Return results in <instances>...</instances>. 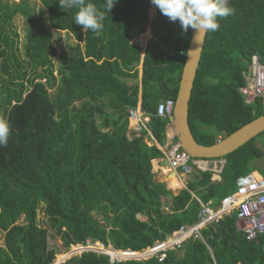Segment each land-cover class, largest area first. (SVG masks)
<instances>
[{"label":"trees","instance_id":"16d2710c","mask_svg":"<svg viewBox=\"0 0 264 264\" xmlns=\"http://www.w3.org/2000/svg\"><path fill=\"white\" fill-rule=\"evenodd\" d=\"M39 2L35 10L28 0H0V120L10 126L8 145L0 147V264H52L49 230L65 249L99 242L93 247L141 251L194 224L197 199L216 206L236 190L238 177L253 172L251 163L264 155L257 136L222 157L220 182L194 166L177 193L155 181L151 161L163 157L159 146L169 122L156 107L176 98L191 29L183 32L156 7L150 19V0H117L96 35L73 22L75 9H61L58 0ZM87 2L104 10L105 0ZM229 6L234 14L206 34L189 101V126L203 145L264 113L260 99L246 104L239 92L250 57H264V0H229ZM16 14L29 23L23 58L12 36ZM147 27L151 35L142 51L135 39ZM50 30L65 31L76 42L70 59L60 57L56 75ZM138 104L153 139L128 129L127 109ZM199 126H211L215 134ZM39 210L48 228L37 220ZM236 218L235 210L206 226L202 238L168 250L162 261L111 262L97 248L60 264H264V235L248 240Z\"/></svg>","mask_w":264,"mask_h":264},{"label":"built area","instance_id":"2783aa9c","mask_svg":"<svg viewBox=\"0 0 264 264\" xmlns=\"http://www.w3.org/2000/svg\"><path fill=\"white\" fill-rule=\"evenodd\" d=\"M244 84L239 92L246 104L254 103L257 99L262 101L264 111V61L258 55L250 57L247 67L243 72ZM175 99L165 98L157 104L156 114L162 118H168L166 126V143L161 147L162 153L170 161V169L180 175H190L193 165L201 171H210L207 163L209 159L192 158L184 151L171 131L170 124L173 122V110ZM129 125L128 129L134 136H141L143 131L150 135L148 129L149 117L142 111L140 104L134 109H127ZM153 139V137L150 135ZM220 140V139H219ZM225 161L220 162V167L211 171L214 182L221 181V171ZM257 174V173H256ZM200 204L197 221L191 225H181L172 232L165 240L157 241L152 246L141 251L125 250L120 253L135 254L142 257H130L124 260H146L156 256L162 261L168 250H178L188 239H200L201 230L206 226L217 223L224 216L237 211L236 225L248 240H255L264 235V176L254 172L242 175L236 179V190L224 196L217 206H211L210 202Z\"/></svg>","mask_w":264,"mask_h":264},{"label":"water","instance_id":"95a60500","mask_svg":"<svg viewBox=\"0 0 264 264\" xmlns=\"http://www.w3.org/2000/svg\"><path fill=\"white\" fill-rule=\"evenodd\" d=\"M206 34L207 33L195 35L193 31L191 32V37L186 51L185 61L175 98L173 122L172 124H170L171 130L173 131L181 148L186 151L192 158L196 159L222 158L264 132L263 113V115L241 126L230 135L218 140L215 144L203 145L198 143L194 138L188 121L189 101L199 62L201 59ZM262 60L264 61V57L262 58ZM162 163L170 167V161L166 156L162 158ZM172 175L178 177L177 173L171 169L168 176L164 177L163 182L166 183V179ZM234 239L235 237L233 236L232 240ZM86 251L93 250L88 249ZM96 252L100 253L98 251ZM115 252H121V250H117ZM58 254H60V252L59 249L56 248L55 256H57ZM109 257L110 261L113 262L114 259L111 256ZM116 260L120 261L121 259L117 258ZM60 263L61 262H55L53 264Z\"/></svg>","mask_w":264,"mask_h":264},{"label":"clouds","instance_id":"9594fccd","mask_svg":"<svg viewBox=\"0 0 264 264\" xmlns=\"http://www.w3.org/2000/svg\"><path fill=\"white\" fill-rule=\"evenodd\" d=\"M115 3L117 0H105L104 10L101 11L87 0H58L61 9L76 10L73 17L75 24L80 25L84 32L90 30L96 35L103 31L106 13L111 12ZM150 3L170 21H178L183 32L191 29L195 35L218 31L220 20L233 15L235 11L229 6V0H150ZM9 136L10 126L0 120V147L8 145Z\"/></svg>","mask_w":264,"mask_h":264},{"label":"rangeland","instance_id":"374dc122","mask_svg":"<svg viewBox=\"0 0 264 264\" xmlns=\"http://www.w3.org/2000/svg\"><path fill=\"white\" fill-rule=\"evenodd\" d=\"M6 1L8 2V4L12 5L13 3H15V4L16 3H19L22 0H6ZM28 3L30 5V7L35 8V10H37L39 8V5H40L39 0H28ZM154 14H155V7L152 6L150 8V10H149V18L152 19L153 16H154ZM12 23H13V26H14V32L16 33L14 35L12 34V36L16 40V45H17L19 54L23 58L24 57V46L23 45H24V41H25V33H26V28H27V26H28L29 23H28L27 19L23 15H21V14H16L14 16L13 20H12ZM50 31H51V36H52V47L50 48V50H51L50 57H51L52 64H53L52 66H53L54 75H56L57 70L59 69L60 63H61L60 62L61 61L60 57L62 55H65V58L66 59H70L71 56H72V47L75 45L76 42H75V39L73 38V36L70 35L69 33L65 32V31H55V30H50ZM150 35H151L150 28L147 27L145 29V31L139 37H137L135 39V42L142 47V51L145 48L146 43H147V40L149 39ZM137 68L139 70V73H138V82H140V78H141L140 77V74H141V61H140V63H139V65H138ZM42 82H45V80L43 79ZM49 91L52 93L53 92V89H50ZM97 120L100 123L101 120H100V118L98 116H97ZM199 129L200 130H204L205 132L212 133V135H213V133L215 134V129L213 127H211V126H201V127L199 126ZM254 142H255L256 146H258L261 149H264V147H263L264 132H263V134L261 136L258 135L255 138ZM209 163L211 164V162H209ZM163 167L166 170H169V167L168 166H163ZM251 169L253 171L258 172L260 175H263L264 176V155L260 159L254 160L251 163ZM255 175L257 176L256 173H255ZM173 178H175L174 175L169 176L166 179L167 184H168V180H171ZM176 178L180 182H183L184 184H186V182H187V180L189 178V175L188 176H186V175L185 176L184 175L181 176L180 175L179 177H176ZM180 188H181V185H180ZM178 190H180V189H176V190L173 189V191H175V192H177ZM37 220L39 221V223L42 226L48 228V224H47V222L45 220V217H44V214H43V211L42 210H39L38 211V213H37ZM18 222L19 223H23L24 222L23 217H20V219H19ZM96 243H99V242H96ZM3 244H4L3 232L0 231V247H2ZM48 244H49V247L50 248L55 247V249L56 248L59 249V247H60L61 248V249H59V252L60 253H66L70 249H72V246H70L68 249L62 248V246L60 245L61 244L60 239L57 236H55L50 230H49V240H48ZM95 244L89 245V246H94ZM86 245H88V244H86ZM77 247L78 246H76V245L74 246V248H77ZM88 248L91 249V250H93V251L96 250L97 248H98V250H96V251H99V249H102V248H105V249L108 248V249L113 250L114 252L117 251V250H114L111 246H108V247H104L103 246L102 248H99V247H94V248L88 247ZM84 251H86V250H84ZM81 253L76 254V255H72L69 258H67L64 261H62L61 263L65 262V261H67L69 259H71L72 257L80 256ZM100 253H102V252H100ZM103 254H105V253H103ZM58 255L55 256L52 264L56 262V259H57ZM106 255H108V254H106ZM138 258H140V257H138Z\"/></svg>","mask_w":264,"mask_h":264},{"label":"bare ground","instance_id":"6f19581e","mask_svg":"<svg viewBox=\"0 0 264 264\" xmlns=\"http://www.w3.org/2000/svg\"><path fill=\"white\" fill-rule=\"evenodd\" d=\"M172 131V130H171ZM164 170V174H169L170 172V168L169 170H166L165 168H163ZM180 185L182 186V183L175 177L171 180H168V187L170 189H180ZM84 247H91V248H94L93 246H89V245H82V246H78L77 248H72L70 249L68 252L66 253H62L61 255H58L57 259H56V262H62L64 261L65 259L69 258L71 255L77 253H81L83 252L84 250H87V249H83ZM98 250V249H97ZM99 252H102V253H105V254H108L109 256H111L114 260L115 259H125V258H128V257H142V255H139L138 253H135V254H123V253H120V252H114L113 250L111 249H105V248H102V249H99Z\"/></svg>","mask_w":264,"mask_h":264},{"label":"crops","instance_id":"0c3cea01","mask_svg":"<svg viewBox=\"0 0 264 264\" xmlns=\"http://www.w3.org/2000/svg\"><path fill=\"white\" fill-rule=\"evenodd\" d=\"M165 143H166V141H165ZM164 143V144H165ZM150 144V143H149ZM157 144V143H156ZM159 146V145H158ZM161 147L162 146H159V148L161 149ZM163 158V157H162ZM162 158H158V159H153L152 161H151V163H152V171L154 172V174H155V181H161V182H163V179H164V177H167L168 176V174H164L163 173V166H166V165H164L163 163H162ZM222 161H225L223 158H215V159H210V162H211V164L210 163H207V165H208V167H209V169H210V171H213L214 170V167L215 168H219L220 167V162H222ZM162 172H161V171ZM254 173H257V174H259L258 172H256V171H253ZM221 175V174H220ZM165 183V182H164ZM182 183V186H181V188H180V190L181 189H183V188H185L186 187V184H187V182H186V184H184L183 182H181ZM166 184V186H167V188L168 189H170L169 187H168V184H167V182L165 183ZM180 190H178V191H180ZM172 191H173V189H172ZM177 191V192H178ZM177 192H175V191H173V193H177ZM198 201H200L199 199H197ZM217 206V205H216Z\"/></svg>","mask_w":264,"mask_h":264}]
</instances>
